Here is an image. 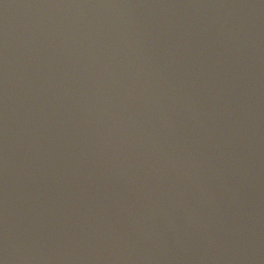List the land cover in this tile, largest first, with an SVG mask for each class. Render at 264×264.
I'll list each match as a JSON object with an SVG mask.
<instances>
[{
    "label": "water",
    "instance_id": "obj_1",
    "mask_svg": "<svg viewBox=\"0 0 264 264\" xmlns=\"http://www.w3.org/2000/svg\"><path fill=\"white\" fill-rule=\"evenodd\" d=\"M0 264H264V0H0Z\"/></svg>",
    "mask_w": 264,
    "mask_h": 264
}]
</instances>
